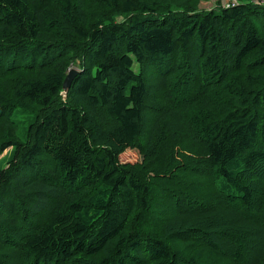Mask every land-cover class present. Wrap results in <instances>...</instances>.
Segmentation results:
<instances>
[{"label": "trees", "instance_id": "trees-1", "mask_svg": "<svg viewBox=\"0 0 264 264\" xmlns=\"http://www.w3.org/2000/svg\"><path fill=\"white\" fill-rule=\"evenodd\" d=\"M199 1L0 0V264H264V0Z\"/></svg>", "mask_w": 264, "mask_h": 264}, {"label": "rangeland", "instance_id": "rangeland-1", "mask_svg": "<svg viewBox=\"0 0 264 264\" xmlns=\"http://www.w3.org/2000/svg\"><path fill=\"white\" fill-rule=\"evenodd\" d=\"M236 1L237 0H200L198 3V9L210 10V9L215 8L218 5L225 6L226 4L231 3V2H234V4H236ZM150 117H151V114H149L146 118L150 119ZM8 151H9V149H7L3 153V155L5 156ZM138 158H139L138 156L133 155V154H129V153L122 155L123 161H127V162L134 161Z\"/></svg>", "mask_w": 264, "mask_h": 264}, {"label": "water", "instance_id": "water-1", "mask_svg": "<svg viewBox=\"0 0 264 264\" xmlns=\"http://www.w3.org/2000/svg\"><path fill=\"white\" fill-rule=\"evenodd\" d=\"M76 74V71L75 70H70L67 74V76L65 77V80L63 82V96H65L70 84H71V81H72V78L74 77V75Z\"/></svg>", "mask_w": 264, "mask_h": 264}, {"label": "built area", "instance_id": "built-area-1", "mask_svg": "<svg viewBox=\"0 0 264 264\" xmlns=\"http://www.w3.org/2000/svg\"><path fill=\"white\" fill-rule=\"evenodd\" d=\"M234 5H235L234 2H231V3L226 4L225 7H230V6H234Z\"/></svg>", "mask_w": 264, "mask_h": 264}]
</instances>
